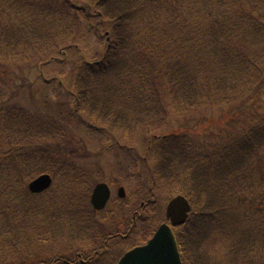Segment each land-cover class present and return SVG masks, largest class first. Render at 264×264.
I'll list each match as a JSON object with an SVG mask.
<instances>
[{
  "label": "trees",
  "instance_id": "obj_1",
  "mask_svg": "<svg viewBox=\"0 0 264 264\" xmlns=\"http://www.w3.org/2000/svg\"><path fill=\"white\" fill-rule=\"evenodd\" d=\"M26 1L0 0V51H6L8 57H22V51L27 52L25 47L32 45L33 39L43 40L46 44L42 48L44 52H48L49 45H56L57 40L63 41V44L56 45L60 51L64 47L68 49L72 46L67 43L73 37L70 28L75 23H81L82 18L89 33L94 32L95 36L100 37L98 41L105 40L107 47L98 60L77 66L70 83L60 88L61 93L65 92L67 98L75 99V110L66 106L71 116L77 113L87 123H102L104 129L110 118L111 128L108 130L112 134L121 123L130 130L134 129V126H129L130 123L123 121L122 109L138 107L143 114V111L150 109L143 97L146 85H155L157 82L155 77L150 78V73L156 72L151 57L156 55L162 66L167 58L166 55L150 50L156 42L163 45L174 42L170 43L171 49L166 60L170 64L159 73H167L163 86L171 94H179L181 97L175 100L187 108L203 98L200 97L202 91L207 92L204 80L207 83L213 79L214 83L217 79L227 81L226 78L220 79V73L215 75L219 66L225 70L226 66L229 68L233 64L242 66L247 63L248 57L237 51L241 49L237 46L238 42L243 44L242 48H248L245 44L249 43L261 53L264 52V49H260V43L264 40V0H54L58 7L65 10L61 22L58 19L52 22L45 19V15L48 18L53 15L45 9L49 8L47 2L30 4ZM183 1L185 3L181 5ZM189 1L193 4H190L187 13L182 7H186ZM150 4H157L152 8L154 12H151ZM179 5L183 14L177 7ZM29 9L33 10L27 14L28 18L37 22L44 19L41 26L37 27L34 21L36 26L27 31L22 27L15 28L11 19L4 25V15L12 18ZM230 9L236 17L233 21L238 24L224 23ZM160 11L171 19H165ZM65 12L73 14L75 20L66 17ZM200 13L202 17L198 22L189 21V16ZM157 15L163 16L157 18ZM244 20L249 22L248 28H245ZM23 21H27L26 17H23ZM42 33L45 34L41 36ZM238 34L241 35L236 40L234 36ZM233 51L238 53V59ZM44 65V62L38 64L39 71L43 70ZM43 77L47 86L57 81ZM198 85L204 86L201 92ZM258 94L263 101L264 84ZM3 101L0 91V256L23 251L27 257L36 258L37 252L44 247L38 244L39 237L51 236L46 233L50 231L47 225H51L56 232L60 229L62 210L69 212L73 205L86 206L82 198L89 186L86 178L89 176L64 160L62 148L56 144L53 146L56 139L50 138L55 136L54 133L62 134L55 125L57 122L30 115L19 106H5ZM257 113L259 115L255 116L256 119L250 120L242 131L231 129L223 132L226 139L220 137L218 144L210 150L205 149L203 140L199 141L201 138L195 141L188 133H171L149 142L145 162L150 160L155 163L154 183L172 179L178 166H187L188 173L183 178L187 188L184 195L194 202L195 211L184 226L185 229L180 228L176 236L183 264H203L213 257L209 251L207 254L202 253L196 246L204 242L218 224L230 241L228 249L226 246L223 249L224 264H264V220L246 223L240 229L238 225L242 219L235 217L230 222L223 219L220 204L224 199L228 205V198L234 192L238 208L242 197L249 198L248 191L254 185L255 178L245 175L240 177L238 183L230 184V177L238 175L242 168L253 169V165L257 164L264 167V110ZM143 125L147 134L158 130L157 124ZM184 129L186 132L193 128L187 124ZM45 143L52 144L51 149L48 145L44 146ZM193 143H196L194 151L189 146ZM8 165L11 173L7 176L5 169ZM45 173L53 174L59 181L68 182L67 192L71 194L65 191L63 202L55 201L57 197H53L51 191L39 196L29 192L28 183ZM3 174L6 176L5 182ZM54 191L56 194V189ZM203 191L209 193L206 194V202L203 201ZM150 200L146 208L152 204ZM135 201V198L128 197L126 201L119 200L114 207L123 208L124 203ZM64 203H68L67 208ZM70 213L74 216L73 212ZM22 234L27 238L38 237L35 247H28L27 250L14 247L16 236Z\"/></svg>",
  "mask_w": 264,
  "mask_h": 264
},
{
  "label": "rangeland",
  "instance_id": "obj_2",
  "mask_svg": "<svg viewBox=\"0 0 264 264\" xmlns=\"http://www.w3.org/2000/svg\"><path fill=\"white\" fill-rule=\"evenodd\" d=\"M41 1L47 2L49 8L45 7V9L53 14L51 18L45 15V19H47L48 22H52L53 19H58V21L61 22L65 10L62 7H58L54 0H28V2H26L36 4ZM184 3L183 1L181 5H184ZM190 4L193 3L189 1L186 7H182L187 13H189ZM181 5L177 7L183 14V9H180ZM156 6L157 4H150L151 12H154L152 8ZM33 9H29V11L25 10L20 16L12 18L8 15H4V25L8 24L11 19V22L15 23V28L22 27L27 31L35 27L36 24L37 27L41 26L44 19L41 18L37 22L33 18L27 17V14H31ZM160 12L164 15L165 19L170 18V16L165 15L163 11ZM65 15L66 17L70 16L71 20H75L73 14L65 12ZM227 15L224 21L225 24L228 25L230 22L238 24L237 21H233L236 17L232 15L231 9ZM162 16L157 15V18ZM23 17H26L27 21H23ZM189 17V21L198 22L202 15L200 13ZM80 21L81 23H75V25L70 28L73 37L67 43L72 46L68 49L64 47V50L60 51V47L58 46V48L56 45L63 44V41L57 40L56 45H49L48 52H44L42 48H44L46 44L43 40L33 39V44L26 45L25 47L27 52L22 51V57L19 56L17 58L11 55L14 59L9 60L7 58L8 53L6 51H0L3 52L0 54V91L5 106H19L26 109L30 115L42 116L44 119H49L60 124L55 125L60 128L59 130L62 131V134L54 133L55 136L50 138L56 139L53 141V146L58 145L62 148L64 150V160L72 163L78 170L84 171L86 175L88 174L89 176V178L86 176L89 180V186L85 189L82 198L86 206L73 205L69 212L62 210L59 220L60 229L56 230V228L53 227L56 230L58 241L64 243L55 245L56 247H60L57 250H54V247H48L46 249V254L42 253V256L38 255V258L41 256L43 262H48L54 257L60 256L59 254L63 255L62 252L69 253L70 251L74 255L79 253L83 255L85 263L86 259L91 257L90 264H103L105 259L107 261H105L104 264H116L118 258L124 253L123 251L128 248V245L125 246L126 241L121 239L123 238L121 235L125 236L124 239L127 238L126 240H129V244L133 243L134 245V242L140 240L142 241L139 244L144 241L148 243L150 238L144 240L146 236L144 237L143 229L150 232L153 230V227H155V230L160 223L163 222L167 203L187 192V188L183 184L184 175L188 173L187 166H178L174 171L172 179L168 178L156 184L154 183L156 180L154 176V172L156 171L155 163L152 161L149 162L150 160L147 161L148 163H146L145 160L142 162L135 158V153L139 152L140 155H145L146 157L148 155L149 148H147V146L149 142L154 138L159 139L161 137H167V135L171 133H188L195 141L201 138L199 141L203 140L205 149L207 148L210 150V148L218 144L220 137H224L221 139H226V136L223 135V132L226 130L230 131L231 129H235L236 131H242L243 128L250 123V120H253L255 116L258 115L257 112H262V110H264V102L261 101L258 94L259 88L264 84V52L261 53V51L255 49L249 43L245 44L248 48H242L243 44L238 42L237 46L241 49L237 51H239L241 55L244 54L248 57L247 63L242 66L233 64L229 68L226 66L227 69L225 70L219 66L215 75L220 73V79L226 78L227 81L223 80V82H221L217 79L214 83L213 79L209 80L207 83V81L204 80L203 84L207 92L202 91L200 97L203 98L198 97V102L192 107L187 108L182 103L180 105L179 100H175L178 96L181 97L179 94H171L170 91H166L163 86V81L165 82L167 73L165 71L161 74L159 73L163 70V67L167 68L170 64V62H166V60L168 61L167 58L171 49L170 43L174 42H168L166 45L156 42L150 50L152 52L155 50L159 55H166L167 58L162 66L159 64L156 55L153 57L150 53L148 54L152 56V65L154 70L156 69V72L152 71L150 73V78L154 79L153 77H155L157 79V82L154 83L155 85H146V90L144 91L143 99H145V104L150 109L143 111L144 114L141 109H137L138 107L135 108L137 110L134 112L131 111L135 110L134 108L122 109V112H124L122 117L124 120H122L125 123H130L129 126H134V129L130 130L121 123L117 126V133L112 137L108 136L105 132L104 134H99L79 125V123H77L78 121L75 122L76 119L73 117H71L73 121L71 119H66L67 114L70 115L69 112H66L69 110L66 106L69 105V108H74V99L66 98L64 94L62 95L64 97H60L61 92L57 83L54 85L51 83L49 86L44 84L47 82L45 79L43 80V76L49 80L58 76L59 78H56V80L58 82L62 81L66 86L70 83L71 75L75 69H77L80 62L84 60L93 62V60H97L103 55V46L89 33L86 22L82 18H80ZM243 22L245 28H248L249 22L246 20ZM43 34L45 33H42L41 36H43ZM240 35L241 34L235 35V39L237 40L236 37ZM260 49H264V40L260 43ZM80 50L83 52L84 56L79 54ZM16 54L19 55V53ZM234 56L238 59L237 52H234ZM83 57L85 58L83 59ZM41 62L45 64L42 70L43 73L41 70L39 71L40 68L38 66ZM261 63L263 65H261ZM198 88L200 89L199 92H201L204 86L198 85ZM124 89L128 90L127 87ZM153 94H155L154 97ZM171 99L173 100L171 101ZM63 102L66 110L64 112L61 108L62 105H58ZM65 102L71 104H66ZM110 104L111 102L108 103V105ZM125 116H127V118H125ZM110 122L111 119L108 118L104 125L107 129L111 128ZM95 123L100 127L103 126L102 123ZM144 123L157 124L158 130H153L157 137H153L151 133L147 134L144 130ZM187 124L193 129L184 132V128ZM159 126L161 128H159ZM231 133H234V131ZM109 140H111L110 143H108ZM47 145L51 149L52 144L45 143L44 146ZM189 146H192L193 151L196 149V143L192 145L189 144ZM119 147H123V150L120 151ZM9 165L5 169L7 176L11 173L8 170ZM238 175L235 174L230 177V184L238 183L240 177H244L245 175H252L255 178L254 185L248 191L249 198L243 199L242 197L237 208L235 194L233 192L232 196L228 198V205L224 199L220 204L222 206L223 219H227L230 222L232 218L240 217L242 223L239 224L238 227L241 229L246 223H256L264 220V167L261 164H257L253 165V169L242 168ZM5 177L6 176L3 178V182L6 180ZM54 179L56 185L54 189L58 187L56 189L57 195L55 191L52 190L51 192L53 197H57L55 201L60 202L62 200L63 202V193L65 191L67 192L69 188L68 182L58 181L56 178ZM104 182L107 184L110 182L116 185L112 188V198L114 199L118 198L119 187L125 188V201L131 195H136L139 192L138 200H136L133 205L124 207L122 211L121 208H117L114 215L110 216V221L104 219L101 212H94L88 202V200L90 201L95 185ZM202 193L203 201L206 202L208 200L206 194L209 193L205 191ZM52 194L48 195V197L50 198ZM67 194L71 193L67 192ZM148 199H151L150 202H152L150 207L145 209L147 205L140 206L147 218V223L143 224L139 221L133 230L129 229L128 222L132 220L131 211L133 210V206L136 204L138 206L142 201L146 202ZM124 204L126 205L128 203ZM64 207L67 208L68 203H64ZM70 212H73L76 219L73 218L74 216ZM237 212L240 213L237 214ZM77 220L79 221V227L76 223ZM153 220L156 223L152 222ZM115 224L117 228L111 227ZM218 225L215 230L209 233L204 242L201 244L199 242L200 245L198 244L196 246L200 248L202 253L207 254V251L211 253L213 257L204 261L209 264H216L215 262H217V264H224L223 257L225 252L223 249L225 246L228 249V245L230 244V241H228L225 236V231L219 229ZM47 226L50 229V233L53 232L52 226ZM89 227L93 230L92 236L89 233ZM79 228L81 229L79 230ZM181 228L185 229L184 225L181 226ZM114 229L115 232H113ZM37 240L38 237L24 238L23 234L22 236L18 235L14 240L18 242V244L15 245L14 242V247L20 250H27L28 247H35ZM43 241L48 242L47 239ZM83 242L87 243L86 247H84ZM120 243L123 244L120 245ZM108 245L111 246L108 247ZM55 251L56 253H54ZM22 252L23 251H18L15 255L10 256H0V264H22L20 261L23 259L26 260L23 262L25 264H45L41 260L38 261V259H34L33 256V259L28 258ZM106 252H109L106 258L102 259V262H97V257H99L98 254L102 255L103 253L106 254Z\"/></svg>",
  "mask_w": 264,
  "mask_h": 264
},
{
  "label": "water",
  "instance_id": "obj_3",
  "mask_svg": "<svg viewBox=\"0 0 264 264\" xmlns=\"http://www.w3.org/2000/svg\"><path fill=\"white\" fill-rule=\"evenodd\" d=\"M52 184L50 176H42L30 184L33 193H41ZM124 195V190L120 191ZM110 191L106 185H99L92 197V204L97 210L106 206ZM190 206L183 198L174 200L169 208L167 217L173 225L181 224L187 218ZM119 264H181L177 245L172 231L166 225L162 226L153 240L145 247L138 248L127 254Z\"/></svg>",
  "mask_w": 264,
  "mask_h": 264
}]
</instances>
